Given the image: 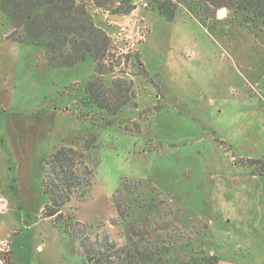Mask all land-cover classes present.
I'll use <instances>...</instances> for the list:
<instances>
[{
  "label": "rangeland",
  "instance_id": "1",
  "mask_svg": "<svg viewBox=\"0 0 264 264\" xmlns=\"http://www.w3.org/2000/svg\"><path fill=\"white\" fill-rule=\"evenodd\" d=\"M81 1L110 41L102 86L131 84L133 105L110 117L90 102L84 87L98 76L90 59L50 68L40 47L21 44L16 59L15 50L7 52L0 65V140L20 143L31 167L22 183L29 190L23 187L26 205L7 225L16 238L10 264H86L78 230L64 232L69 223H81L88 237L106 230L123 242L126 223L111 225L117 196L134 200L131 224L178 242L169 264L189 263L199 252L219 254L225 243V255L243 259L245 242L215 226L210 195L215 174L231 173L232 156L242 165L258 160L251 168L264 174V31L226 9L199 24L182 7L177 21L167 22L147 10V0H132L128 15L113 14L116 2L97 7ZM12 31L0 12V40L20 44L22 32ZM8 115H17L11 122L18 136L4 132ZM82 135L96 137L89 154L92 186L85 199L72 197L55 224L41 217L42 167L55 145ZM6 250L3 243L2 264Z\"/></svg>",
  "mask_w": 264,
  "mask_h": 264
},
{
  "label": "trees",
  "instance_id": "2",
  "mask_svg": "<svg viewBox=\"0 0 264 264\" xmlns=\"http://www.w3.org/2000/svg\"><path fill=\"white\" fill-rule=\"evenodd\" d=\"M92 2L97 7L116 2L113 14L128 15L135 9L132 0ZM181 7L200 24L215 20L216 13L226 9L236 16L242 15L253 29L264 31V0L146 1L147 10L167 22L177 21ZM0 12L6 17L12 32H22L18 43L42 48L48 67L70 68L90 59L98 76L85 85L84 91L90 102L108 116L114 117L124 106L133 105L134 90L131 84L114 80L111 87L102 86L99 75L104 69L102 62L107 57L110 41L104 30L96 26L81 0H0ZM139 65L142 67V64ZM144 75L148 77L145 71ZM95 147L94 135H82L53 147L42 167L41 189L46 197V204L41 211L43 219L57 224L62 220V209L73 196L83 200L89 195L93 175L89 154ZM244 163L255 167L259 161L246 160ZM129 199H126L127 203L121 202L119 196L114 199L117 221L112 220L111 225L121 226L125 222L129 229L123 242L112 239L106 230L95 237H88L83 234L79 222L74 227H70V223L64 225L66 234L75 235L74 232L78 230L81 235L80 252L86 264H169L170 255L178 242L172 238L167 241L160 237L158 231L151 235L145 227L131 224L127 219L135 204L134 200ZM198 256H190L189 263L215 264L213 256L201 252ZM10 259L9 251L5 255V263L10 264Z\"/></svg>",
  "mask_w": 264,
  "mask_h": 264
},
{
  "label": "crops",
  "instance_id": "3",
  "mask_svg": "<svg viewBox=\"0 0 264 264\" xmlns=\"http://www.w3.org/2000/svg\"><path fill=\"white\" fill-rule=\"evenodd\" d=\"M142 19L145 20L144 17ZM6 41L0 40L1 66L3 62H7V52L15 50L16 59L22 47L21 44ZM3 72L1 80L6 82L8 71ZM14 116L17 115L3 117V124L6 127L4 132L17 133L18 136L20 131L11 122ZM225 151L228 152L226 149ZM27 155L28 151L22 149L20 143L15 145L13 142H6L5 138L0 140V194L5 198L4 211L0 213V249L4 243L8 249L6 251H10L11 256L14 253L16 238H12V231L7 225L13 215L17 214L20 218L19 211L26 205L27 192L24 190L26 185L23 188L22 183L31 170ZM230 162H234L231 173L217 172L212 179L210 196L215 197V226L221 229L224 235H234L238 240L244 241L248 252L243 259H234L224 254L225 243L221 245L223 250H220L219 254L216 251L208 252L209 256L215 257V264H248L249 260L264 264V175L259 176L253 168L240 164L242 162L233 156ZM205 226L209 228L208 224ZM0 264H2L1 260ZM186 264H200V262Z\"/></svg>",
  "mask_w": 264,
  "mask_h": 264
},
{
  "label": "built area",
  "instance_id": "4",
  "mask_svg": "<svg viewBox=\"0 0 264 264\" xmlns=\"http://www.w3.org/2000/svg\"><path fill=\"white\" fill-rule=\"evenodd\" d=\"M4 202H5V198L3 195L0 194V213L4 211Z\"/></svg>",
  "mask_w": 264,
  "mask_h": 264
}]
</instances>
